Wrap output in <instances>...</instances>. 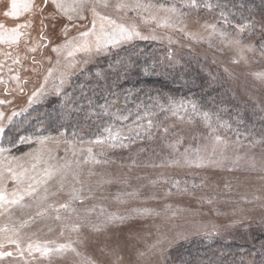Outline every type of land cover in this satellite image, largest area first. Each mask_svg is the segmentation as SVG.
<instances>
[{"label":"rangeland","instance_id":"1","mask_svg":"<svg viewBox=\"0 0 264 264\" xmlns=\"http://www.w3.org/2000/svg\"><path fill=\"white\" fill-rule=\"evenodd\" d=\"M177 3L179 6V2ZM40 9H43V12ZM8 10H10V0H0V23L5 24L8 28H13L18 24L31 21L32 26L21 29L27 35L21 37L18 45L0 44V65H3L0 67V81H2L0 82V99L9 101L0 104V112H3L5 116L4 120L0 121L4 127V132L0 135V147L10 149L9 152L5 153L6 156L20 157L23 162H26L29 160L26 154L35 152L42 146L36 143L37 137L32 136H26L32 138L31 142L21 143L20 139H17L15 143L8 145L5 134L10 126L14 127V119L25 114L34 105L44 103L47 98L65 93L73 78L86 72L107 54L93 55L90 58L83 54H77L76 60L87 59L88 62L78 63L75 69L68 70L74 74L71 75L70 82L63 87L59 94H56L54 82H57L60 73L66 70L65 57L63 55L58 56L52 51L55 44L63 43L65 39L63 33L60 32V27L62 24H68V37L77 36L79 32L91 27V14L86 13L87 19L74 22H69L67 17H59L55 30L50 27L45 30L48 33H55L54 43L48 44L47 47L38 48L36 52H31L29 48L32 43L38 40L40 35V20L45 17L50 18L56 9L51 0L47 5H45L44 0H32V8L23 12L19 18L5 16L4 13ZM106 11L114 17L121 15L112 9ZM134 16V13H129L125 19H131ZM219 21L216 18L201 19L189 14L185 19V31L181 32L178 28L157 27L154 23H144L137 18L135 22L144 35L154 34L158 38L155 40L137 39L123 47L137 42H149L163 51L166 66H178L184 60L183 58L190 57L188 54L196 53L194 54L196 62L203 63L207 67V73H210L214 79L223 81L237 99L254 104L264 114V82L256 79L253 75L256 72L264 71V56L260 55L261 43L256 37L247 33L240 34L242 43L251 45L253 51L245 50L246 61L240 60L239 63H234V60L240 59L235 46L229 47L222 44L219 37H213L211 41L206 39L193 40L186 34L187 32H199L201 35L207 36L208 32L202 25ZM48 22L49 20L45 19V23ZM72 23L77 26L72 27ZM217 27L231 33L232 36L238 35L236 31H229L226 24L217 23ZM169 38H171V43ZM4 52H11L13 57L19 56L20 63H13L12 58L3 55ZM33 57L39 63H33ZM57 60L60 61L59 64H57ZM50 69L52 75L48 76ZM17 75L20 77L19 82L13 78ZM46 77L48 83L44 85ZM42 85H44V92L30 101L32 94L39 90ZM21 88L23 91L20 90ZM169 102L165 104L166 106L163 105L165 109L168 108ZM184 103L188 112H181L180 114L186 117L191 116L193 118L191 124L187 122V119L179 121L166 112L164 113L168 118L162 119V124L169 126L170 133L173 131L171 126L175 125V132L184 138L181 151L189 145L196 147L202 143H208L207 140L203 139V135L208 130L198 115L201 112L200 109L197 108L196 113L191 111V103L198 105L189 100H184ZM13 112L17 115L13 116ZM8 117H11L10 122ZM148 118L144 119L143 127L139 129L133 123L127 124V127H114L122 130V136L136 132H139L140 136L136 138L135 143L129 144L128 148L107 149L104 156H99L100 146L98 145L81 144V140H69L65 135H50L57 139L46 142L43 148L45 151L51 150L52 154L57 157L66 156L71 160L73 159L72 152L75 149L76 158H82L87 155L86 148L91 146L99 159L110 161L108 164L84 166L85 172L91 168L97 173L88 179V183L95 190V198L86 200L84 205L77 202L75 207L82 209L95 205V211L88 216L90 223L82 225L79 232H73L70 227H64L65 224L72 225L77 222L73 214L61 212L62 217L70 218L60 221L52 218L54 213L50 214L49 217L37 218L35 223H30L21 230L23 237L21 247L25 249L24 256H19L15 245L6 244L2 250L11 251L14 255L0 259V264H136L137 251H145L146 245L156 239L153 225H164L166 229L170 228L171 230L167 231V235L172 243L170 246L167 243L162 246L167 248L163 255L160 252H156L155 255L149 254L145 258L148 264H174L177 246L195 238H203L207 242H211L212 240L235 241L244 236L245 239L249 238L247 240L252 241L254 232L264 236V179H262L264 171L261 170L262 165H264V143L256 144L255 142L260 140L239 129L236 123L220 119L221 123L231 124V129H218L219 134L226 137L230 144L225 153L228 160L221 166L189 168L166 165L153 167L152 165L160 164L171 157L172 153L166 147V140H175L176 137L169 135L166 138L162 130L156 131L154 129V131L148 130L146 132ZM119 121L124 122L125 120ZM129 126H131V132ZM237 131L240 137L239 144L235 143ZM148 132H153L152 139L141 136L145 133L148 136ZM106 135L107 133L104 132L103 136ZM194 137L195 139H193ZM67 141H72V143H67ZM124 143H128V141L125 140ZM20 145H28L33 148L22 155H16L15 148ZM82 148L85 149L84 152L80 151ZM236 156H240L242 159L234 165L232 161L235 160ZM253 158L256 165L255 169L250 166ZM101 179L127 180V183L114 182L96 188V182ZM177 180L180 181V188L188 187L190 192H178L173 186L174 181ZM153 181L156 183H152ZM202 183L204 184L203 187H192V185H201ZM14 186V182L8 181L9 190ZM169 189H171L172 194L166 195ZM133 191H138L139 196L132 198L124 195V193ZM153 194L157 197L156 199L150 198ZM118 195L120 196L119 200L117 199ZM204 197L214 198L213 203H207L206 200L202 199ZM53 199L65 200L67 197L61 193L58 198ZM28 202L31 203V201ZM166 205H172L173 210H176V215L167 221L164 217L165 215L171 216V210L166 213ZM137 208H149L155 212H160L162 215L138 216L132 213V210ZM102 209L106 213L129 215V219L123 223L107 224L101 231L96 232L91 225L98 224L104 219V216L100 215ZM35 212V208L26 209L23 213L18 209H13L11 221L8 219V213L0 216V226L18 224L28 218V213L35 215ZM145 233L152 234L145 236ZM29 238L41 243L53 242L49 245L50 247L72 242L81 255L76 256L72 252H67L64 255L54 254L51 257H42L36 252L29 254L27 251Z\"/></svg>","mask_w":264,"mask_h":264},{"label":"snow or ice","instance_id":"2","mask_svg":"<svg viewBox=\"0 0 264 264\" xmlns=\"http://www.w3.org/2000/svg\"><path fill=\"white\" fill-rule=\"evenodd\" d=\"M49 0H44L45 5ZM52 5L56 9V12L52 13L50 18H42L40 20V35L37 41L32 43L29 51L36 52L38 48L47 47L48 44L54 43L56 36L55 33H48L45 30L49 27L53 30L57 27V21L59 17H67L69 22L76 20L87 19L86 13H90L92 16L91 27L85 31L79 32L77 36L68 37L69 26L68 24H62L60 32L63 33L65 39L63 43L55 44L52 51L57 53L58 56L63 55L65 57V71L60 73L57 82H54L55 92L59 94L63 87L70 82V77L73 72L68 70L75 69L78 63H87L88 60L78 61L75 59L77 54H83L85 57H92L93 55L109 54L113 49H119L125 45L131 44L133 41L157 39L156 35L146 36L144 35L138 24L135 22L137 18L141 19L144 23H154L157 27L164 28H178L179 31H185V19L191 11H198L201 7L211 10L214 5L208 0H203V3L198 0H179V6L177 0H51ZM215 7H219L215 5ZM32 8V0H10V10L4 13L5 16L11 18H19L23 12H27ZM188 9L189 11H183L182 9ZM112 9L114 12L121 14L113 16L106 10ZM43 12V9H40ZM129 13H134L135 16L131 19H125ZM220 16L222 21L217 23H223L230 25L238 33L237 36H232L231 33L224 31L217 27V23L208 24L204 23L202 27L208 32L207 36L201 35L199 32H187L189 38L193 40L206 39L211 41L213 37H219L222 44L232 47L235 46L239 55V60H234V63H239L240 60L246 61L244 55L245 50L253 51L251 45H244L240 38V34L247 33L251 35L255 30V23L248 21L245 23L233 24L228 19V16L221 12ZM45 19L49 22L45 23ZM179 25V27H178ZM32 26V22H26L18 24L13 28H8L5 24L0 23V44L7 45H18L21 41V37L27 35L26 32L21 29H27ZM75 23H72V27H76ZM154 31V30H153ZM171 43V38H169ZM3 55L13 59V63L19 64L20 57H13L11 52H4ZM260 55L264 56V42L260 45ZM26 58V57H25ZM50 59V58H49ZM33 63H39L33 57ZM60 61L57 60V64ZM3 65H0L2 67ZM52 75V70L48 72V76ZM125 75H127L125 73ZM256 79L264 82V71L256 72L253 74ZM19 82L20 77L17 75L13 77ZM2 82V81H0ZM48 83L47 77L44 80V85ZM44 85L39 90L32 94L31 99L36 98L38 95L44 92ZM23 91V89H20ZM9 101L0 99V104L8 103ZM107 111V106H105ZM160 110L166 113H170L176 117L179 121H185L188 123L193 122L191 116L186 117L181 115V112L187 113L188 108L185 107L184 101H170L167 109L163 105H160ZM197 106L191 103V111L196 113ZM119 115H116L117 120H128L129 115L121 113L120 109H116ZM13 116L17 113L13 112ZM156 113L153 111H145L143 116L137 115L133 119V124L137 129L143 127L142 122L146 117L155 116ZM202 119L204 126L207 128V133L203 135V139L207 140L208 143H202L196 147L191 145L184 147L181 151V146L184 144V138L175 132V125L171 126L173 131L170 133L169 126H164L162 123L154 124L153 120L149 118L147 120L146 132L151 129L163 132L167 138L169 135L175 136V140H166V147L171 150V157L166 161H162L160 164H154L153 167H164V166H183V167H195V168H206L209 166H221L228 157L225 155L230 144L226 137L219 134L218 129H231V124L227 122H220L218 115L204 111L198 113ZM5 116L3 112H0V121L4 120ZM167 115L165 119H167ZM9 122L11 117H8ZM121 129L114 128L109 125L104 128L106 136H98L93 140L87 142L81 140V144L87 143L88 145L100 146L99 156H104L107 149L116 148H128L129 144L135 143L136 138L140 136L139 132L133 133L128 136L121 135ZM131 132V126H129ZM4 132V127L0 124V135ZM61 136L64 133H60ZM73 133V137H75ZM148 138L152 139V133L148 132ZM20 142H31V137H20ZM56 137L52 136H39L36 138V143L41 145L40 149L35 152L27 153L29 160L23 162L20 157L6 156L5 153L9 152L10 149L0 147V216H4L8 213V219L11 221L13 209H18L22 213L26 209L35 208V215L28 213V218L20 221L18 224H5L0 226V259L5 257H12L14 254L11 251H4L6 244H13L18 250L20 257L24 256L25 249L21 247L23 237L21 236V230L27 227L30 223H35L37 218L49 217L50 214L54 213L52 217L57 221L62 219H68L70 217H62L61 212L70 213L75 215L77 222L72 225L65 224V228H71L73 232H79L82 225L90 223L88 216L95 211V205L92 207H83L77 209L75 204L79 202L80 205H84L85 201L90 198H95V190L88 183V179L97 175L91 168H88L85 172L86 165H100L108 164V159H99L97 154L94 153L93 147L89 146L86 148L87 155L82 158H76L77 153L75 149L72 152L73 159L69 160L66 156L63 158L57 157L52 154L51 150L45 151L43 146L46 142L56 140ZM195 139V137L193 138ZM127 140L128 143H124ZM72 143V141H67ZM236 144L240 143L239 133L237 131ZM256 144L264 143V141H256ZM254 146V145H253ZM84 152L85 149H81ZM242 159L240 156H236L232 163L238 164ZM250 166L255 169V160L250 162ZM264 171V165L261 168ZM264 179V177H262ZM8 181L14 182V187L9 190L7 187ZM114 182L127 183V180L119 179H101L96 182V188L103 187L104 184H111ZM166 182V181H165ZM152 183H156L153 181ZM173 186L181 193H189L188 187L180 188V181H174ZM201 185H192L193 188L203 187ZM63 193L67 199L59 200L53 199L58 198ZM171 189L168 190L166 195H171ZM124 195L132 198L139 196L138 191L124 193ZM151 199L157 197L153 194ZM120 199V196H117ZM207 203H213L214 198H202ZM258 199V197H257ZM28 201H31L29 203ZM171 210V216L165 215V220H170L176 215V210H173L172 205L165 206V212ZM132 213L138 216H160V212H155L149 208H137L133 209ZM100 215L104 216V219L98 224H92L91 227L94 231L99 232L103 227L110 223L120 222L123 223L129 219V215H117L115 213H106L104 209L101 210ZM155 227L154 242L146 245L145 251H137V262L136 264H148L145 259L149 254L155 255L156 252H160L163 255L166 251V247H162L167 243L171 245L172 241L167 235V231L170 228H165L164 225H153ZM51 230V229H50ZM63 234V233H61ZM152 233H145V236ZM53 242L41 243L34 241L29 238L27 241V251L29 254L33 252L39 253L42 257H51L52 255H64L67 252H72L76 256H80V252L73 246L72 242L61 243L50 247L49 245ZM122 259V258H118ZM166 259V257H165ZM264 264V261H261Z\"/></svg>","mask_w":264,"mask_h":264},{"label":"trees","instance_id":"3","mask_svg":"<svg viewBox=\"0 0 264 264\" xmlns=\"http://www.w3.org/2000/svg\"><path fill=\"white\" fill-rule=\"evenodd\" d=\"M198 2L203 3V0ZM208 2L214 5L211 10L201 7L198 11H191L190 15L222 21L220 13L224 12L233 24L252 21L256 30L251 35L260 43L264 42V0ZM183 11L189 10L185 8ZM226 27L229 31H236L230 25ZM194 54H188L190 57L183 58L178 66H166L163 51L149 42H137L112 51L73 78L65 93L51 96L15 118L14 127L10 126L6 131V143H15L22 136L60 133L73 141L93 140L104 135L105 127H127L145 111L156 113L149 117L154 124L162 123L166 114L159 105L166 106L169 101L178 100L196 102L201 112L207 111L214 117L218 115L230 123L233 121L239 129L264 141V114L261 110L237 99L223 81L214 79L206 72L203 63L196 62ZM116 109L123 114L130 113L129 119L117 120L116 115L120 113ZM141 136L148 137L146 133ZM30 147L20 145L15 148V154L22 155L33 148ZM254 233L252 241L242 236L235 241L207 242L195 238L183 242L177 246L174 264H261L264 261V236Z\"/></svg>","mask_w":264,"mask_h":264}]
</instances>
